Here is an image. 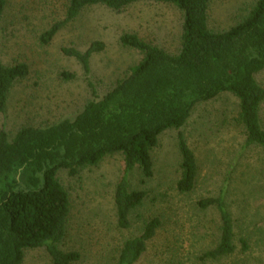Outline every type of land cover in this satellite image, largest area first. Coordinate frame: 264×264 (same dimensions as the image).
I'll return each instance as SVG.
<instances>
[{
    "label": "rangeland",
    "instance_id": "1",
    "mask_svg": "<svg viewBox=\"0 0 264 264\" xmlns=\"http://www.w3.org/2000/svg\"><path fill=\"white\" fill-rule=\"evenodd\" d=\"M255 1L211 0L208 27L220 32L230 28L247 15ZM65 10L66 0H8L1 20L0 60L7 66L20 62L28 66L27 76L14 82L6 110L0 113V129L10 139L24 126L43 128L73 118L93 99L89 80L96 97H101L123 78L142 53L123 46L121 35L135 33L170 54L181 46L182 12L172 4L151 1L117 11L104 5L87 6L47 44L41 43V34L62 20ZM95 40L102 41L104 49L91 55L88 72L62 52L66 46L85 51ZM66 72L74 77H63ZM255 78L264 87V69ZM238 111V99L224 92L196 104L181 127L197 163L195 186L188 193L176 189L178 130L160 134L150 153L152 176L143 178L139 168L129 174L130 188L146 195L131 212L127 229L117 227L114 206L115 188L124 170L121 154L107 155L74 175L61 169L57 177L68 195L69 215L59 249L80 254L72 264H114L123 242L158 217L161 225L135 264H264V151L245 145ZM260 121L264 128V102ZM222 189L234 222L236 251L205 262L200 256L218 242L219 218L214 209L202 210L196 202ZM21 264L52 261L44 248H33L24 251Z\"/></svg>",
    "mask_w": 264,
    "mask_h": 264
},
{
    "label": "trees",
    "instance_id": "2",
    "mask_svg": "<svg viewBox=\"0 0 264 264\" xmlns=\"http://www.w3.org/2000/svg\"><path fill=\"white\" fill-rule=\"evenodd\" d=\"M141 1L172 4L182 12L177 53L170 54L135 33H125L120 43L141 52L142 58L109 91L96 97L89 80L93 99L73 118L43 128L24 126L12 139L0 129V264H21L24 251L33 248H44L52 264H72L80 259L77 251L59 249L69 215L68 195L57 177L61 169L74 175L107 155L121 154L124 170L115 188L114 206L117 227L127 229L131 212L146 195L130 188L129 174L139 168L143 178L151 177V150L160 134L176 129L180 154L176 189L190 192L196 182L197 163L180 129L196 104L221 93L238 99L237 121L244 129L245 145L264 151L260 121L264 87L255 78L264 69V0H256L245 17L221 32L207 24L211 0H66L64 18L52 23L39 38L47 44L87 6L104 5L117 11ZM7 3L0 0V38ZM103 49V42L95 40L85 51L66 46L62 52L88 72L91 55ZM27 74L26 63L7 66L0 60V113L6 110L14 82ZM62 76L71 79L74 74ZM196 206L214 209L219 218L218 242L200 259L206 262L234 254V222L225 189L198 199ZM160 225L158 217L148 220L139 235L123 242L114 264H135ZM241 243L246 249L245 242Z\"/></svg>",
    "mask_w": 264,
    "mask_h": 264
}]
</instances>
